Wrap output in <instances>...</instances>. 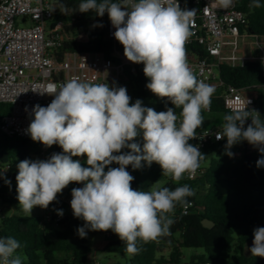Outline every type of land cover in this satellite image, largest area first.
<instances>
[{"label": "clouds", "instance_id": "1", "mask_svg": "<svg viewBox=\"0 0 264 264\" xmlns=\"http://www.w3.org/2000/svg\"><path fill=\"white\" fill-rule=\"evenodd\" d=\"M233 3L213 0V6L224 9ZM261 6L260 0L249 5ZM78 11H93L101 17L107 13L124 56L144 65L143 73L150 81L146 87L175 107L157 112L140 99L130 104L123 86L77 78L61 84L49 94L54 99L48 106L32 107L26 131L34 142L59 145L63 152L17 165V199L22 210L31 214L35 206L47 209L70 183H82L83 187L72 189L70 201L74 217L85 222L77 234L86 238L88 231L111 230L126 243V252L135 255L140 251L138 241H154L169 232L174 220L168 214L177 204L186 207V197L194 192L188 185L174 190L133 189L134 177L126 168L131 165L136 170L142 162L148 166L155 162L176 181L185 173L193 177L205 155L189 141L197 138V129L204 123L202 111L210 110L215 88L198 80L187 62L185 44L193 34L196 9H181L178 0H81ZM250 103L246 98L238 101L224 117L223 132L216 133L217 140L227 138L230 157L233 153L227 149L242 140L264 154V120L258 111L247 109ZM177 108L182 109L179 115ZM249 118L251 124L245 129ZM141 132L142 148L133 142ZM80 156L87 157L88 167L73 159ZM113 163L119 167H109ZM257 167H264V158ZM57 214L62 216L63 211ZM19 247L14 238H0V264H22L14 255ZM248 250L252 256L264 257V227L254 229Z\"/></svg>", "mask_w": 264, "mask_h": 264}, {"label": "trees", "instance_id": "2", "mask_svg": "<svg viewBox=\"0 0 264 264\" xmlns=\"http://www.w3.org/2000/svg\"><path fill=\"white\" fill-rule=\"evenodd\" d=\"M60 9L55 20L63 18L62 11H68L75 17V24L68 28L71 32L84 30L89 34L86 43H64L62 50L76 52L102 53L113 62L118 60L111 57L114 50L123 51V45L115 44L106 37L105 21L109 19L105 13L102 17L95 12L81 13L78 5L81 0H54ZM119 2V0H113ZM252 0H236V8L247 15V30L264 36V0H260V8H250ZM186 54L190 52L202 57L204 53L195 45L185 46ZM144 65L133 63L134 72L129 67L124 68L128 95L135 101L140 99L146 107L157 112L166 111L175 106L166 98L162 99L153 94L146 85L150 82L143 73ZM219 78L224 85L237 88L259 86L264 84L259 63H247L241 67L219 66ZM264 95H260L259 109L264 115ZM131 104V103H130ZM9 104H0V120L10 113ZM182 109L177 108L176 113ZM205 112L202 111V115ZM209 113L231 114L223 107L222 100L211 97ZM225 120L222 121V127ZM247 126L245 127V129ZM133 142L143 146L142 132ZM227 138L221 141L208 143L200 150L205 158L200 166L210 157L207 166H203L204 173L194 180H187L184 176L179 181L169 175H164L158 164L153 162L148 166L142 162L140 169L133 170L127 166L126 170L134 177L131 187L136 190L150 191L153 186L162 183V187L174 190L177 187L188 185L194 195L186 197L188 205L186 214L182 213L183 205L177 204L174 212L168 214L174 223L169 232L154 241L144 243L138 241L140 251L131 255L126 252V243L111 230L109 239L102 251L119 256V260L108 264H180L183 249H200L202 253L190 257V264H264V257L246 256L245 244L254 237V229L264 227V167H257V161L264 158L259 149L249 150V143L242 140L237 162L232 157L237 153L234 145L227 149L233 153L230 157L226 153ZM56 153H62L59 145H54ZM38 145L32 141L20 139L16 136L7 137L0 131V167L9 166L17 169V165L25 160H32L38 153ZM123 152L130 149H122ZM80 160L82 166L88 167L86 156L73 157ZM109 167H119L113 163ZM107 170V169H105ZM0 181V206L20 208L17 199V185ZM72 188H81L82 183H70ZM57 212H67L66 202L57 197L49 205ZM212 224L210 228L202 225V221ZM41 216L11 215L0 219V238H14L20 247L14 255L21 258L22 264H87L91 248L86 238L77 234V229L84 225L83 220L73 216L66 218L58 228L40 224ZM233 231L237 237H233ZM88 234V232H87ZM168 247V255L162 254L164 247Z\"/></svg>", "mask_w": 264, "mask_h": 264}, {"label": "built area", "instance_id": "3", "mask_svg": "<svg viewBox=\"0 0 264 264\" xmlns=\"http://www.w3.org/2000/svg\"><path fill=\"white\" fill-rule=\"evenodd\" d=\"M215 2L219 4V0ZM178 3L181 9H196L190 29L193 34L185 46L195 45L204 53L202 57L194 52L186 54L198 80L215 88L212 97L220 98L226 111L231 112L238 101L246 98L251 101L247 109L258 111L264 120L259 109L264 84L237 88L224 85L219 78V66L241 67L247 63H259L264 78V36L247 30V15L236 8V0L227 9L213 6V0H178ZM56 8L54 0H0V104L11 106L10 113L0 120V131L7 137L34 142L26 131L33 118L32 107L36 104L48 106L54 99L49 94L68 80L77 78L116 86L120 81L126 83V66L130 73L134 72L133 63L124 56V49L114 50L111 57L117 59V63L102 53L62 50L64 43L88 42L89 34L84 30L71 32L68 29L75 24V17L66 10L62 11L63 18L55 20L60 11L58 8L56 12ZM105 24L106 37L115 44L118 42L113 35L115 28L110 19ZM130 103H135L133 97ZM204 112L209 113V110ZM249 124L250 118L245 121L244 128ZM222 132V126L199 130L197 138L189 143L201 150L208 143L221 141L216 139V133ZM34 143L38 145L40 160L56 153L55 144L45 147ZM10 169L7 165L0 167V181L9 176ZM203 173V166H199L193 177L189 178L187 173L183 176L191 181ZM186 209L184 206L182 213L186 214ZM40 216L41 225L58 228L62 221L73 216V212L67 210L60 216L48 207L42 209Z\"/></svg>", "mask_w": 264, "mask_h": 264}, {"label": "rangeland", "instance_id": "4", "mask_svg": "<svg viewBox=\"0 0 264 264\" xmlns=\"http://www.w3.org/2000/svg\"><path fill=\"white\" fill-rule=\"evenodd\" d=\"M107 84V83H106ZM109 84V83H108ZM110 85V84H109ZM116 86H123L126 87V89L128 88L127 83L120 81L117 83ZM128 92V90H127ZM263 104H264V98H263ZM204 117V123L202 125L201 128L197 129V131L199 130H203V129H215L217 127H219V125H221L224 116L222 113H204L203 114ZM234 147H236V149L239 150V148L241 149L240 145L235 144ZM251 150L253 148H259L258 146H253L250 145L249 147ZM36 159H40L39 156L35 155L33 156L32 160H36ZM210 157H208L204 162H203V166H207L208 162H209ZM235 162H237V159L234 158L233 159ZM16 176H17V169L16 168H11L10 169V174L9 176L5 177V180H10L12 185H17V181H16ZM162 186V183H158L156 185L153 186V189H157L160 188ZM71 189H73L70 185H68L61 194H58L57 197L66 200L70 206V201L72 199V196L69 197V195H71ZM42 213V208H40L39 206H35L32 211L31 214L25 213L22 208H9V207H1L0 206V219L3 216H11V215H28V216H39V214ZM92 232V234L87 235L86 239L88 240L89 246L90 247H94V255H90L89 259H88V264H108L110 262H115L119 260V256L117 255H110L107 254L105 252L102 251V246L105 245L106 241L109 239V235L106 234H102L98 231H90ZM233 237L236 238L237 237V232L233 231ZM253 240L254 237L251 238L244 246V254L246 256H251V252L248 250L253 246ZM168 247H164L162 254L164 256L168 255ZM202 253V250L200 249H183L182 250V259H181V263L180 264H190L189 263V259L192 255L194 254H200Z\"/></svg>", "mask_w": 264, "mask_h": 264}, {"label": "crops", "instance_id": "5", "mask_svg": "<svg viewBox=\"0 0 264 264\" xmlns=\"http://www.w3.org/2000/svg\"><path fill=\"white\" fill-rule=\"evenodd\" d=\"M263 119H264V115H263ZM220 126H222V124L221 125H219V127ZM251 145V144H250ZM250 145H249V147H250ZM248 147V149L249 150H251L250 148ZM234 149L237 151V153L232 157V159H234V158H236L237 160L239 159V156H240V151H241V149L239 148V150L238 149H236V147H234ZM254 149H259V148H253L252 150H254ZM65 202H66V204H67V206H68V210H72L71 209V206H69V204H68V202L66 201V200H64ZM39 215H41V214H39ZM83 223H85L84 221H83ZM98 232H100V233H104V234H108L109 233V231H98ZM90 234H92V232H90V231H88V234L87 235H90ZM88 241V240H87ZM102 247H104V246H102ZM91 248V253L88 255V259H89V256L90 255H94V253H95V249H94V247H90ZM87 264H88V260H87Z\"/></svg>", "mask_w": 264, "mask_h": 264}, {"label": "water", "instance_id": "6", "mask_svg": "<svg viewBox=\"0 0 264 264\" xmlns=\"http://www.w3.org/2000/svg\"><path fill=\"white\" fill-rule=\"evenodd\" d=\"M55 11H58V8L55 9ZM202 225L206 228H210L212 226V224L206 220L202 221Z\"/></svg>", "mask_w": 264, "mask_h": 264}]
</instances>
